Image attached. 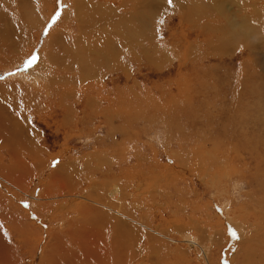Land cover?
Listing matches in <instances>:
<instances>
[{"label":"rangeland","instance_id":"obj_1","mask_svg":"<svg viewBox=\"0 0 264 264\" xmlns=\"http://www.w3.org/2000/svg\"><path fill=\"white\" fill-rule=\"evenodd\" d=\"M23 1L25 6H22L24 2L11 0L9 14L14 12V16L10 14L11 20L18 19L23 29L30 30L28 46L34 43L37 46L32 54L39 59L41 52L50 50L49 44L54 41L71 57L77 48L91 49L94 57L82 71L76 72L71 90L78 92L76 95L84 105L83 94L94 96V90L106 82L105 97L113 104L119 102L118 117L111 122L104 116L87 121L85 115L89 107L78 102L73 104L77 110V123L73 127L62 124L61 116L37 125L42 134L45 162L32 178L29 189L37 188V193L30 198L38 201V193L49 184L52 186L51 172L59 165L72 161L80 165H100L105 172L116 176L113 179L119 182L127 204L143 202L137 211L143 212L146 208L145 216L149 214L154 225L171 221L162 232L170 233L178 222L184 231L172 232L177 240L167 242L173 249L183 245L185 264H224L225 261L264 264L263 244L258 240L262 237L260 223L264 217H260L263 210L256 204V199L264 197V0H173L172 6H168L166 0H152L150 7L143 3L146 0L135 5L133 0H110L114 7L119 3V8L111 14L115 22L110 24L96 18L95 24L89 26L93 30H89L87 23L82 26L84 29L80 27L86 20L82 12L86 0H55L46 18L32 22L30 18L41 17L43 11L34 13L29 0ZM18 4H21L19 9ZM57 12L60 17L53 24L52 17ZM92 15L94 18L95 12ZM51 36L53 41L49 43ZM106 44L109 49L119 48L117 63H98L94 59L100 60L98 51ZM20 67L13 71L0 66V82L17 79L15 73H19ZM69 101L74 102V99L71 97ZM169 115L172 119L165 121ZM32 119L36 124L38 118ZM107 135L111 142L105 141ZM216 139L218 148L224 150L216 157H229V160L213 162V167L207 170L197 167V161L189 162V155L198 147L191 148V143H206L207 147L203 148L211 150ZM177 141L187 145L180 149ZM97 149L100 158L93 160V151ZM137 156L141 158L139 162ZM3 161L10 164L7 156ZM105 163H116L119 169H126L128 165L129 178L121 177L119 171L111 172L112 165ZM138 163L143 176L136 172ZM170 173L179 176L178 180L174 176L176 181H172ZM104 177L107 178L106 174ZM189 192L196 193L199 200L193 195L187 196ZM30 198L24 201L27 207L24 203L21 205L35 212ZM74 198L77 202L78 197ZM197 202L201 209H193ZM170 203L181 204L177 215L172 214L177 208L167 209ZM50 209L47 216L54 212L52 207ZM229 219L240 224L238 239L229 234ZM33 221L42 226L43 246L50 236L47 230L56 226V222L52 219L44 223ZM185 233L192 235L195 242H181ZM2 241L0 239V244ZM30 262L31 259H26V263Z\"/></svg>","mask_w":264,"mask_h":264},{"label":"bare ground","instance_id":"obj_2","mask_svg":"<svg viewBox=\"0 0 264 264\" xmlns=\"http://www.w3.org/2000/svg\"><path fill=\"white\" fill-rule=\"evenodd\" d=\"M54 1L55 0H29V4L31 3V6H33L32 10L35 11L34 13H40V10L44 12H41V17L36 15L35 18H30V21H40L43 20L44 17L46 18L49 11L52 10L50 8ZM96 1L97 0H86L85 5H82L84 6L82 8L83 17L84 19L86 18V20L83 23L81 22V28L87 23L89 30H93L92 27L89 26L90 23L91 25L95 24L96 18H103L110 24L115 22L114 17H112V10L118 9L119 3L114 7L113 4L109 2L110 0H103L101 2ZM122 1L120 0V2ZM133 1H135L133 2L134 5L136 3H141V0ZM10 2L11 0H0V66H4L5 69L17 71V68L24 65L23 62L32 55L33 50L37 46L35 47L36 44L34 43L32 45L31 42L30 44L32 47L29 48L28 44L30 42V37L28 35L30 30H27V28L23 29V26H21L22 24L20 25V23L16 21L18 19H13L14 22L11 20V13L9 14V10L12 5ZM19 2L23 4L24 1L19 0ZM143 3L149 7L153 4L152 0H146ZM20 5L18 4V9ZM25 5L26 3L24 2L22 6ZM77 7H75L76 10L78 9ZM136 7L138 6L136 5ZM86 10H89L91 14H88L87 12L89 11L86 12ZM75 12L74 9V13ZM94 12L95 17L92 18ZM137 13L139 14V12ZM11 15L14 16V12ZM145 17L148 18V16ZM141 18L142 16L140 15V19ZM92 20L94 22H92ZM78 23H80V21ZM147 26L149 27V25ZM81 28L79 31L84 29ZM65 37L67 38L68 36ZM34 38L36 39V36H34ZM31 39H33V37ZM72 39L70 41H72ZM51 41H53L52 36L48 39L49 43H51ZM73 42L76 43V40ZM56 44H58L57 41L49 44L51 46L50 50L48 48L42 51L35 65L29 68H24V66L20 67L21 70H18V74L22 78L15 73L17 79L0 82V239L3 240L0 244V264H185L187 258H185L181 252L183 245L173 249L167 242L169 240H177L176 236L171 235L172 232L177 233L178 231H184L178 226V222H175V226H173L174 229L170 233L162 232L161 229L166 224H170L171 221L161 222L160 226L154 225L149 218V214L145 216L146 208H144L143 212L137 211L142 207L143 202L134 201L132 205L127 204L124 201L123 192L121 188H119V182L117 179H113V177L116 176L110 172H105L100 165H80L75 161L59 165L51 172L52 186L49 184L38 193V201L30 198L37 193V188L33 190L29 189L33 184L32 178L39 172L40 167H42L45 162L42 156V151L44 149L42 146V134L41 131L37 129V125L48 123L50 119L59 116L62 117L60 119L62 124L68 123L73 127L77 123V110L74 108L73 104L77 105L78 102L79 104L82 103H80L79 97L76 95L78 92L71 90V84L77 77L76 72L82 71L83 66L87 65L94 57L91 56V54H95L94 51H90V48L88 51L77 48L71 57L66 53V49L60 48V46L58 45V47ZM81 45L84 46L83 44ZM98 52L101 54L100 60L98 57L94 58L98 63L103 61H110L112 63L118 62L117 57L119 55V48L115 49L114 47L109 49L106 44V47L100 48ZM69 53L71 54V52ZM82 56L86 58L84 59ZM95 77L97 78V76ZM80 80L83 79H79V81ZM105 86L106 82H103L98 90H94V96L89 93L83 94L82 92L84 95L83 100L85 101L84 105H87V108L89 107L85 115L87 121L91 120V118H102L104 116V118L111 122L118 117L119 102L113 104L111 100L105 97ZM84 91L87 92V90ZM71 97L74 99V102L69 101ZM34 117L38 118L36 124L32 121ZM168 119H172V115L165 118V121H168ZM174 120V122H177V118H174ZM114 129H117V126L114 127ZM106 138L105 141L111 142L108 135ZM177 143L179 144V141H177ZM218 144L219 140L216 139L211 144V150H207L203 148L206 146V143H201V145L191 143V148L195 146L198 147L194 148L192 150L193 152L190 151V158H188V160H190L189 162L192 163L193 161H197V167L201 168L202 166L206 170L213 167V162L218 161V163H225L226 160H229V157H225V159L216 157V154L224 153L223 149L220 150L218 148ZM185 145L187 144L183 142L182 145L179 144L180 149L185 147ZM93 153L91 159L99 160L101 154L98 149L97 151L94 150ZM6 156L7 159L10 160L9 165L5 164L3 161ZM175 158H177V156H175ZM137 159V162H139L141 158L137 156ZM182 162L183 160L181 159V163ZM104 165L112 164L105 163ZM175 165H177V163H175ZM116 166V163L110 166L112 167V171H110L114 173L119 171L121 177L128 179L129 176L126 174V170L130 167L127 165L126 169H119V165ZM136 167L137 174L143 176L140 163H138ZM170 169L172 170L173 168ZM201 172L205 171L201 169ZM105 174L107 178L104 177ZM169 175L172 181L178 180L179 176L177 177L175 173H173V176L171 173ZM116 182L117 184H115ZM176 188L175 186V192H177ZM111 193H113L114 196L111 195ZM9 194L17 199L19 204H15ZM187 194L183 196L186 198V195H193L198 199V195L194 192H189ZM74 196L78 197L77 202H74ZM28 198L31 199V204L34 203L35 212L23 208L22 205ZM169 198L170 195H168V200ZM185 201L184 203H186ZM198 203L199 202L196 203L193 209L202 208ZM256 204L260 205L261 211L263 210L262 216L260 217H264V197L258 200L256 199ZM51 207L54 212L52 215L47 216V213L51 211ZM169 208H177L176 210H172V214L174 215H177V210H179V208L182 209L180 203H170L167 206V209ZM169 213L171 214V212ZM71 214H73V216H70ZM59 216L62 217L60 220L58 219ZM33 219L40 220L42 223L47 219H52V221L56 222V226H53V228L56 229L53 230V228H51L47 230L50 236L49 239L43 243V246H41L42 226L35 223ZM229 221L230 227L235 229L236 232H238V230L240 232V224L232 219H229ZM262 222V224L260 223L262 237L258 240L263 244L261 247L263 248L262 260H264L263 218ZM188 227L190 228L189 225ZM5 231L7 235H5ZM237 235L239 237L240 234L238 233ZM182 237L181 239L183 241L181 240V242H195L193 240L195 238L189 233H185ZM256 242L258 241L256 240ZM190 246L192 245L190 244ZM23 250L25 252H20ZM28 258L31 259L30 263H26V259Z\"/></svg>","mask_w":264,"mask_h":264},{"label":"snow or ice","instance_id":"obj_3","mask_svg":"<svg viewBox=\"0 0 264 264\" xmlns=\"http://www.w3.org/2000/svg\"><path fill=\"white\" fill-rule=\"evenodd\" d=\"M167 5L172 6L173 5V0H166ZM61 8H63V4H61ZM60 17V12H57L53 17H52V23L54 24ZM163 21H161L162 23ZM51 27V26H49ZM45 35H47V30L45 31ZM38 61V55L32 54L30 55L23 63H24V68H29L33 65H35ZM54 163H58V161H54ZM25 206L27 207V202H25ZM229 234L232 238L238 239L237 232L233 228H229ZM5 235H7V232L5 231ZM224 264H228L227 261L224 262Z\"/></svg>","mask_w":264,"mask_h":264}]
</instances>
